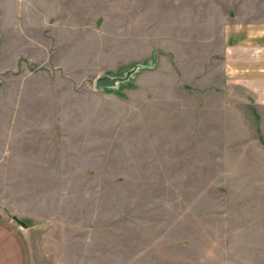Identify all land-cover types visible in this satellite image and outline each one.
Returning a JSON list of instances; mask_svg holds the SVG:
<instances>
[{
  "label": "rangeland",
  "instance_id": "1",
  "mask_svg": "<svg viewBox=\"0 0 264 264\" xmlns=\"http://www.w3.org/2000/svg\"><path fill=\"white\" fill-rule=\"evenodd\" d=\"M258 29L264 0H0V264H264V106L229 60Z\"/></svg>",
  "mask_w": 264,
  "mask_h": 264
},
{
  "label": "crops",
  "instance_id": "2",
  "mask_svg": "<svg viewBox=\"0 0 264 264\" xmlns=\"http://www.w3.org/2000/svg\"><path fill=\"white\" fill-rule=\"evenodd\" d=\"M248 37L247 46L241 43L237 46L241 48L239 50H244L236 58L229 59L230 66L238 72H244L239 81L246 85L248 92L253 93L257 101L263 103L260 106H264V30L258 29Z\"/></svg>",
  "mask_w": 264,
  "mask_h": 264
},
{
  "label": "water",
  "instance_id": "3",
  "mask_svg": "<svg viewBox=\"0 0 264 264\" xmlns=\"http://www.w3.org/2000/svg\"><path fill=\"white\" fill-rule=\"evenodd\" d=\"M153 63L136 62L127 68L121 74H102L94 80V85L96 87H103L111 90H117L124 82L130 80V78L139 70L153 67ZM19 224L26 227V224L19 221Z\"/></svg>",
  "mask_w": 264,
  "mask_h": 264
}]
</instances>
